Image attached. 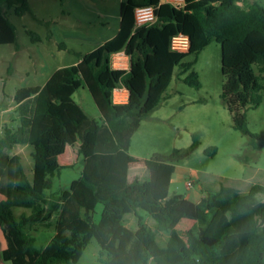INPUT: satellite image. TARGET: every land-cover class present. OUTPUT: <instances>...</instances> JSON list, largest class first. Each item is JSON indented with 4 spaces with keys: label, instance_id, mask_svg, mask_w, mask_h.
Segmentation results:
<instances>
[{
    "label": "trees",
    "instance_id": "1",
    "mask_svg": "<svg viewBox=\"0 0 264 264\" xmlns=\"http://www.w3.org/2000/svg\"><path fill=\"white\" fill-rule=\"evenodd\" d=\"M140 5L156 7L154 23L134 26L133 11ZM10 8L21 15L29 11L28 1L0 0V44L16 42V27L6 15ZM177 33L188 37L184 52L170 48ZM212 40L220 45V99L232 126L256 147L264 134L248 130L245 108L258 106L264 90V1L185 0L175 8L160 0H121L116 33L77 55L75 69L53 72L42 85L10 93L4 90L6 79L0 78V110L12 107L17 120L0 126V261L75 264L76 250L94 239L105 257L90 264H264V185L242 191L241 181L233 180L197 201L178 193L157 198L159 164L188 157L199 145L197 135L192 134L187 148L168 154L140 160L129 153L141 120L168 97L174 67L178 75L185 74L184 83L200 87L193 65ZM118 51L128 55V69L111 66L110 56ZM81 85L100 120L73 100ZM115 87L127 90L126 102H113ZM76 142L83 159L80 176L60 193H45L60 167L58 155ZM26 145L31 147L30 175L20 153ZM215 151L214 146L203 150ZM128 215L136 218L137 230L125 224ZM183 220L188 224L178 228ZM37 224L53 230L42 247L27 234Z\"/></svg>",
    "mask_w": 264,
    "mask_h": 264
},
{
    "label": "rangeland",
    "instance_id": "2",
    "mask_svg": "<svg viewBox=\"0 0 264 264\" xmlns=\"http://www.w3.org/2000/svg\"><path fill=\"white\" fill-rule=\"evenodd\" d=\"M27 1L29 11L21 15H16L13 8L6 10L7 17L16 27V42L0 44V78L6 79L5 92L10 93L22 86L41 85L55 70L62 75L75 69L77 55L94 49L118 29L121 0ZM253 1L263 3L264 0H247L249 3ZM29 31L39 39H32ZM193 68L198 73L200 87L196 89L184 83L181 78L185 74L178 75L179 68L174 67L165 90L168 97L141 120L131 137L129 153L140 160L155 154H168L174 148H187L192 134H196L198 147L176 163L169 178L171 193L193 200L197 192L213 191L221 184H233V180L241 181L239 187L242 191L248 190L252 184L264 185V142L253 147L248 135L232 126L231 114L219 96L222 87L219 43L212 40L199 51ZM254 70L258 73L256 66ZM72 98L88 116L100 120L99 111L84 85L74 91ZM201 98L204 101H197ZM190 99L196 100L182 107ZM245 116L249 131L264 134V90H261L260 104L245 108ZM15 123L13 108L5 112L0 110V126ZM76 143L67 146L64 156L69 155L70 162L61 165L53 174L45 193H60L80 176L83 160L77 152ZM210 146H214L216 151L205 154L204 148ZM24 147L20 153L25 170L30 175L31 147ZM58 162L62 164L61 159ZM189 171H192L191 175ZM188 180L191 185L187 187ZM100 209L98 205L95 220L99 218ZM13 213L17 215L18 208ZM143 221L153 223L148 216H143ZM126 222L137 230L134 216H128ZM187 224V220H183L177 227ZM27 234L34 239L36 247H42L53 230L37 224L27 229ZM75 254L78 257L75 264L98 263L101 256L105 257V254H100V247L94 239L83 250H76ZM0 264L11 263L0 261Z\"/></svg>",
    "mask_w": 264,
    "mask_h": 264
},
{
    "label": "built area",
    "instance_id": "3",
    "mask_svg": "<svg viewBox=\"0 0 264 264\" xmlns=\"http://www.w3.org/2000/svg\"><path fill=\"white\" fill-rule=\"evenodd\" d=\"M163 2L175 8H181L185 4V0H163ZM154 5H140L136 6L133 11L134 26H147L155 22L156 13ZM189 41L188 37L184 34L177 33L170 38V48L175 51L184 52L188 49ZM115 57V60L113 59ZM111 66L114 68L126 69L129 67V57L123 51L112 53L110 56ZM120 87H115L112 90V100H116L117 91ZM191 181L186 182V186H190Z\"/></svg>",
    "mask_w": 264,
    "mask_h": 264
},
{
    "label": "crops",
    "instance_id": "4",
    "mask_svg": "<svg viewBox=\"0 0 264 264\" xmlns=\"http://www.w3.org/2000/svg\"><path fill=\"white\" fill-rule=\"evenodd\" d=\"M160 2H163V0H160ZM79 59H77L78 61ZM77 61L75 62V65L77 63ZM128 69V68H126ZM53 72H58V71H53ZM52 72V73H53ZM51 73V74H52ZM50 74V75H51ZM49 75V76H50ZM42 85V84H41ZM127 96H128V92L127 90L124 88V87H120V89L117 91V97H116V100L114 101L115 103H123V102H126L127 100ZM196 99H190L189 101H187L184 105H182V107H184L185 105L187 104H190V103H194ZM12 107L8 108V109H5V110H2V112H5L7 110H10ZM16 115V113H15ZM17 121V120H16ZM77 146H78V143H76ZM67 146L65 147V150L62 154L58 155L57 157V161L59 159L62 160V164H60L59 162V165H66V164H69V160H70V156H64L65 153H66V150H67ZM26 148V147H24ZM133 154V153H132ZM134 156H136L135 154H133ZM67 157V158H66ZM83 160V159H82ZM180 162V161H179ZM175 167H176V163H171V162H161L159 164V167H158V171H157V176H156V186H155V197L157 198H166L168 197L169 195H171L172 193L170 192V181H169V178L171 177V175L173 174L174 170H175ZM192 174V171H189V175ZM187 182V181H186ZM205 193L201 191L197 192L194 196V199L192 201H197L202 195H204ZM0 201L3 200V195L1 194L0 195ZM187 198V197H186ZM189 199V198H188ZM140 214L141 215H144V212L140 211ZM130 216V215H128ZM127 216V217H128ZM134 216V215H132ZM127 217H126V220H127ZM136 219V218H135ZM49 220H47L45 223L46 225L48 224ZM125 224L127 225V222H125ZM137 225V224H136ZM128 226V225H127ZM129 228L133 229L132 227L128 226ZM134 230V229H133ZM1 239V238H0Z\"/></svg>",
    "mask_w": 264,
    "mask_h": 264
}]
</instances>
